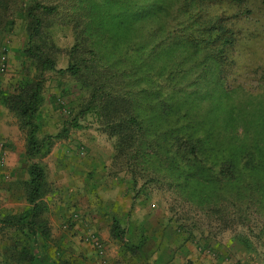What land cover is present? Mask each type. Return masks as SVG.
<instances>
[{"label":"rangeland","instance_id":"374dc122","mask_svg":"<svg viewBox=\"0 0 264 264\" xmlns=\"http://www.w3.org/2000/svg\"><path fill=\"white\" fill-rule=\"evenodd\" d=\"M37 1L57 6L53 14L35 12L41 24L31 37V46L52 59L54 69L40 71L38 60L24 55L31 0L9 1L0 21V264H45L46 259L24 257L41 252L69 264H264L261 0ZM209 20L222 29L216 37L212 30V42L203 28ZM167 32L172 36L162 40ZM222 37L228 45L220 44ZM192 38H203L212 49L206 71L212 86L184 106L204 139L198 157L170 148L168 121L136 91L143 85L139 74L153 58L187 57ZM90 49L93 57L79 78L56 71L87 58ZM116 70L129 78L118 75L109 94L90 104V86L82 79ZM40 73L37 136L67 128L34 159L46 180L39 217L49 238L43 244L2 221L30 207L23 187L31 161L25 129L4 99L19 82ZM179 88L183 100L192 91L184 84ZM133 113L141 128L126 124ZM120 120L125 128L113 132ZM8 152L18 155L11 185ZM112 218L129 241L144 237L145 260L121 256L122 244L110 235ZM155 249L160 255L149 254Z\"/></svg>","mask_w":264,"mask_h":264},{"label":"trees","instance_id":"16d2710c","mask_svg":"<svg viewBox=\"0 0 264 264\" xmlns=\"http://www.w3.org/2000/svg\"><path fill=\"white\" fill-rule=\"evenodd\" d=\"M9 1L11 0H0V21L3 20L2 12ZM261 2L264 6V0H261ZM36 11L53 14L57 11V6L55 4L45 5L39 3L37 0H31V4L25 10L26 17L30 19L27 40V43H30V45L24 49V55L36 58L40 71L44 69L51 70L55 68L53 60L42 55L41 50L39 55V51H37L38 47L33 44L31 46V37L37 33L41 24L40 20L36 17ZM153 11L148 10L147 14L151 15ZM203 24L207 36H210L209 42H212V30H215V37L222 32L220 25L212 24L210 20ZM196 31L201 32L199 29ZM196 31H193V33ZM171 36L172 33L167 32L162 36V40ZM220 41L221 45L229 44V39L226 37L220 38ZM203 42V38L187 40L186 44L190 48L187 57L181 55L171 62H168L163 55H160L159 58H153L150 62V68L145 69L143 73L139 74V81L143 85L136 90H141L140 94L144 93L142 96L144 100L148 101L154 107L155 112L158 110L157 114L168 121L166 133L171 139L170 148L174 147L176 150H182L193 157H198V152L203 148L204 139L198 135L199 133H197L196 127L191 125V115L184 106H187L193 98L201 99L204 96V88L212 86V76L206 73L211 67L208 64L212 62V49L208 44H203ZM219 51L221 50L219 49ZM70 52L74 53V48H71ZM88 53L89 56L87 58L79 57L66 68H58L56 71L58 73L67 71L70 75L79 78L81 70L88 69L87 60L90 61L93 57L92 49ZM199 57L200 60H198ZM156 61H159L157 67L154 65ZM93 69L92 67L89 71ZM130 69L133 70L134 67ZM105 72L106 74L98 79H93L92 77L82 79V83L88 87L90 86L88 99L90 104H93L94 99L97 97L109 94L108 91L111 89L118 75L129 78L126 72L122 75H120L121 71L118 70H116L117 73L111 71ZM41 84L42 79L40 73L34 80L19 82L14 91L4 99L6 107L15 113L19 127L25 129V153L31 161L27 166V178L23 187L24 199L30 207L19 214L7 215L2 221L6 225H11L25 234L32 243L39 238L40 243L43 244L49 238L46 223L39 217L43 209L41 197L44 194L46 180L42 166L37 161H34V159L45 155L49 151L53 139L64 137L67 133V128L62 127L52 135L37 136L39 127L35 118L42 100ZM181 84H184L185 88L192 87V91L188 92V96L184 100L182 99L181 89L179 88ZM207 96L210 95L208 94ZM125 112L126 110L123 109V113ZM127 120L128 123L125 121L122 123V120H120L119 123L112 126V131H121L120 129L125 128V123L133 124L135 128H141L134 113L133 115L130 114ZM70 124L72 126L76 125L74 122ZM110 235L122 244L125 254L131 255L132 257H139L142 260L146 259V252L143 248L145 244L144 237L141 236L137 242L129 241V239H126L124 228L121 227L115 218L111 219ZM24 257L29 262L32 260L36 262L35 259L37 258L38 261L46 259L45 264H69L67 260L61 258L50 260L43 252L35 257L27 254Z\"/></svg>","mask_w":264,"mask_h":264},{"label":"crops","instance_id":"0c3cea01","mask_svg":"<svg viewBox=\"0 0 264 264\" xmlns=\"http://www.w3.org/2000/svg\"><path fill=\"white\" fill-rule=\"evenodd\" d=\"M14 128V131H15V127ZM7 138H11V136L7 137ZM7 158L9 159V167H7V171L6 173L9 175H11L12 177L10 178V182L8 183L9 185L12 184L13 182V173L14 171L16 170V163H17V160H18V155L15 154L14 152H8V156ZM11 187V186H10ZM12 189V188H11ZM13 190V189H12ZM151 252H153V256H157V255H160L161 252L159 251H152V250H149V254H151ZM122 257H130L131 255H126L125 254V251L121 254ZM122 257H120L122 259ZM136 259V257H134ZM178 260V259H177ZM151 264V263H150ZM158 264V263H157ZM159 264H165V263H159Z\"/></svg>","mask_w":264,"mask_h":264},{"label":"built area","instance_id":"2783aa9c","mask_svg":"<svg viewBox=\"0 0 264 264\" xmlns=\"http://www.w3.org/2000/svg\"><path fill=\"white\" fill-rule=\"evenodd\" d=\"M91 240H92L93 244L96 245V247L100 246V244L98 243V241H97V239L95 237L92 236Z\"/></svg>","mask_w":264,"mask_h":264}]
</instances>
